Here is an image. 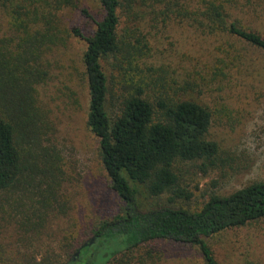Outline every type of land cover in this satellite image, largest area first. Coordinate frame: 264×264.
<instances>
[{"label": "rangeland", "instance_id": "obj_1", "mask_svg": "<svg viewBox=\"0 0 264 264\" xmlns=\"http://www.w3.org/2000/svg\"><path fill=\"white\" fill-rule=\"evenodd\" d=\"M207 2L222 7L224 25L213 32L198 17ZM103 16L98 0H0V61L37 75L39 114L16 183L0 191L1 264H33L55 249L65 261L71 244L123 209L87 126L86 43L72 33L91 36ZM118 16L119 49L101 62L109 117L126 88L141 85L149 100L168 96L206 108V139L218 146L205 172L200 162L176 163L177 190L144 193L142 209L196 211L212 196L264 181V51L225 31L235 23L264 38V0H124ZM206 242L219 264H264V219ZM135 256L143 264H204L196 247L171 241L146 244Z\"/></svg>", "mask_w": 264, "mask_h": 264}, {"label": "trees", "instance_id": "obj_2", "mask_svg": "<svg viewBox=\"0 0 264 264\" xmlns=\"http://www.w3.org/2000/svg\"><path fill=\"white\" fill-rule=\"evenodd\" d=\"M98 1L104 16L93 34L84 36L78 29L72 33L86 43L82 60L89 94L87 126L98 139L103 169L124 206L110 221L102 222L91 238L71 244L68 251L73 253L65 261L55 249L33 264H143L135 252L156 241L194 246L204 264H219L206 239L264 219V181L227 196H212L196 211L166 206L142 209L138 198L144 193L155 198L177 190L176 163L200 162L205 172L214 166L218 146L206 139L211 123L206 108L168 96L149 100L141 85L127 87L116 116L109 117L110 82L101 62L119 49L118 12L124 0ZM202 4L205 11L198 17L209 22L211 32L224 25L221 6ZM196 21L202 25L203 21ZM225 31L264 51L259 34L235 23ZM36 76L22 65L0 61V191L16 183L25 146L37 139L39 114L32 87Z\"/></svg>", "mask_w": 264, "mask_h": 264}]
</instances>
